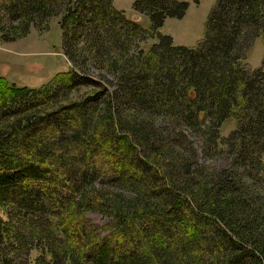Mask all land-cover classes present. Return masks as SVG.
I'll use <instances>...</instances> for the list:
<instances>
[{
    "label": "trees",
    "instance_id": "trees-1",
    "mask_svg": "<svg viewBox=\"0 0 264 264\" xmlns=\"http://www.w3.org/2000/svg\"><path fill=\"white\" fill-rule=\"evenodd\" d=\"M188 6L135 0L145 29L112 0H0L2 40L59 16L73 65L38 88L0 78V264H264V68L246 62L264 0H217L176 45L159 29ZM219 143L216 171L197 149Z\"/></svg>",
    "mask_w": 264,
    "mask_h": 264
},
{
    "label": "rangeland",
    "instance_id": "rangeland-1",
    "mask_svg": "<svg viewBox=\"0 0 264 264\" xmlns=\"http://www.w3.org/2000/svg\"><path fill=\"white\" fill-rule=\"evenodd\" d=\"M135 0H112L115 8L124 11L129 19H137L138 24L145 29L151 27L147 15L133 10ZM189 6L180 19L167 18L159 29L161 33L171 37L176 45L191 46L203 36L205 21L217 0H182ZM59 16L51 17L47 22L42 21L38 26L32 25L23 37L4 41L0 36V78L8 84L22 87L38 88L50 81L57 73L67 71L73 67L71 61L63 52L62 31L59 26ZM156 40L144 37L138 42V47L147 49ZM246 62L253 68H264V41L257 39L250 47ZM93 77L100 76V66H92L88 70ZM73 92L71 96L80 94ZM236 128V122L228 119L219 127L221 139H225ZM230 147L219 143L214 150H209L208 156L200 148L197 149V158L213 170L219 171L229 166ZM262 185V184H261ZM85 218L97 225L105 234L103 227L110 221V217L98 211H88Z\"/></svg>",
    "mask_w": 264,
    "mask_h": 264
}]
</instances>
